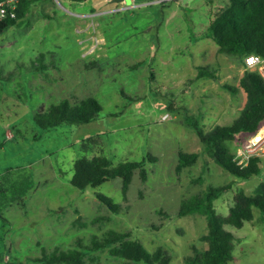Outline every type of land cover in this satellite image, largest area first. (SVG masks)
I'll use <instances>...</instances> for the list:
<instances>
[{
    "label": "rangeland",
    "instance_id": "374dc122",
    "mask_svg": "<svg viewBox=\"0 0 264 264\" xmlns=\"http://www.w3.org/2000/svg\"><path fill=\"white\" fill-rule=\"evenodd\" d=\"M109 1L38 0L0 33V174L26 167L35 180L26 205L4 211L0 264H45L37 258L90 245L110 230L130 232L151 251L163 246L171 264H185L194 245L208 247L201 240L208 226L204 215H179L182 200L229 184L215 201L226 215L238 191L257 194L264 181V170L242 178L224 169L188 124L198 120L206 131L232 124L247 101L243 89L226 87L239 85L245 61L221 53L207 34L228 0ZM200 68L214 76L198 77ZM89 95L104 105L97 120L36 125L34 115L45 106ZM180 152L199 157L180 169ZM97 153L114 165L149 154L157 160H147L146 180L135 172L127 194L121 177L86 190L72 185L75 160ZM98 193L119 203L120 212ZM229 229L237 235L229 264H264L261 210L244 227ZM93 256L86 264L118 261L107 249Z\"/></svg>",
    "mask_w": 264,
    "mask_h": 264
},
{
    "label": "trees",
    "instance_id": "16d2710c",
    "mask_svg": "<svg viewBox=\"0 0 264 264\" xmlns=\"http://www.w3.org/2000/svg\"><path fill=\"white\" fill-rule=\"evenodd\" d=\"M37 1L23 0L17 18L0 20V33L14 25L19 18L27 15L33 2ZM207 34L218 43L221 53L237 55L243 60L250 54L264 57V0H229L226 8L211 19ZM44 65L42 61L37 70L44 69ZM199 70L198 77L214 76L207 69ZM226 87L233 93L243 89L247 94L246 104L232 124H219L209 131H206L198 120L189 121L188 124L199 135L205 151L220 166L233 175L250 178L252 175L261 174L264 170V156L253 157L248 166L241 168L234 160L237 150L232 148L231 143L237 140L244 142L243 136L249 137L258 131L264 122V75L258 69L247 67L238 86L226 85ZM103 112L104 105L94 95H89L75 103L69 98H62L59 102H53L37 111L34 120L41 128L52 129L67 123H90L97 120ZM198 157V152H180L179 168L194 164ZM148 159L157 160L149 154L141 160H126L114 165L113 159L104 153H97L92 157L82 156L74 162L75 172L71 183L81 190H86L89 187H97L109 179L121 177L124 193L127 194L137 170L146 180ZM229 187V184L209 185L203 191L182 200L178 214L204 215L208 226V232L201 236V240L207 242L208 247L200 248L194 245L193 253L185 258V264H229L234 257L237 238L236 233L229 229V226L244 227L247 221L254 218L255 208H259L264 216V181L260 184L257 194L238 191L234 205L229 213L224 215L218 212L215 201ZM34 189L35 180L29 168H11L1 173L0 223L7 222L4 211L15 204L25 206L29 194ZM98 197L113 212H120L121 205L114 202L110 196L98 193ZM106 249L118 260L116 264H171L172 261V255L163 246L151 251L130 232L116 230H110L102 239L95 238L90 245L81 244L79 247L57 250L37 260L45 264H86L87 258H93L96 251Z\"/></svg>",
    "mask_w": 264,
    "mask_h": 264
},
{
    "label": "built area",
    "instance_id": "2783aa9c",
    "mask_svg": "<svg viewBox=\"0 0 264 264\" xmlns=\"http://www.w3.org/2000/svg\"><path fill=\"white\" fill-rule=\"evenodd\" d=\"M23 0H0V20L18 17V9ZM133 2L136 0H132ZM94 50V49H92ZM245 65L251 69H258L264 75V57L258 54L245 56ZM169 115H164L167 118ZM255 156H264V122L258 131L251 134L245 144L236 152L234 160L241 168L248 166Z\"/></svg>",
    "mask_w": 264,
    "mask_h": 264
},
{
    "label": "water",
    "instance_id": "95a60500",
    "mask_svg": "<svg viewBox=\"0 0 264 264\" xmlns=\"http://www.w3.org/2000/svg\"><path fill=\"white\" fill-rule=\"evenodd\" d=\"M122 1H125V0H110L111 3H119V2H122Z\"/></svg>",
    "mask_w": 264,
    "mask_h": 264
},
{
    "label": "crops",
    "instance_id": "0c3cea01",
    "mask_svg": "<svg viewBox=\"0 0 264 264\" xmlns=\"http://www.w3.org/2000/svg\"><path fill=\"white\" fill-rule=\"evenodd\" d=\"M228 2H229V0H228ZM218 3H219V1H218ZM219 6L221 5L220 3L218 4ZM133 6H135V5H133ZM210 37V36H209ZM219 46V45H218Z\"/></svg>",
    "mask_w": 264,
    "mask_h": 264
}]
</instances>
